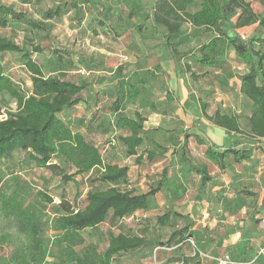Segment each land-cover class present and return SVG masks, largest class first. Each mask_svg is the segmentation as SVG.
Listing matches in <instances>:
<instances>
[{"label":"rangeland","instance_id":"374dc122","mask_svg":"<svg viewBox=\"0 0 264 264\" xmlns=\"http://www.w3.org/2000/svg\"><path fill=\"white\" fill-rule=\"evenodd\" d=\"M92 1L104 5L113 29L104 21L97 6L85 0H33L27 4L19 0H0V4L23 15L18 20L9 17L7 25L0 27V35L30 50L45 75H56L86 85L82 101L59 116L73 130L81 132L97 145L105 162L128 166L127 179L117 186L134 193L146 192L166 169V185L151 197L147 212L139 210L117 223L107 220L81 231L85 244L103 250L107 231L143 235L148 244L132 255H126L129 257L121 260L123 264H174L176 254L181 250L177 242L184 236H191L200 248L212 252L230 250L227 245L239 252L253 248V239L261 231L256 242L264 244V225L260 223L264 211V147L254 149L255 162L235 163L229 156L225 169L220 170L215 162L204 156L205 145L197 144L190 137L187 156L197 164L206 162L212 176L201 199L196 200L199 177L187 171L180 155V145L173 150L169 141L172 134L181 139L182 131L188 128L190 132L199 130L204 137L208 135V138L224 145L238 138L235 134L216 133L211 123L201 115V103L207 104L208 114L215 109L234 114L240 126L248 129V117L255 108L239 92L237 78L239 73L247 70V66L232 53L222 58L220 66L209 69L208 73L194 66L192 72L195 76L191 75L183 65L184 60L179 61L175 71L165 51L161 60L150 51L153 44L165 41V29L155 24L152 18L156 0ZM248 1L264 16V5L260 0ZM59 4L62 5L59 16L44 17L45 10ZM195 7L196 4L192 9ZM101 20L103 24H100ZM128 22L139 25L140 32L126 29ZM207 37L208 33L202 27L184 24L181 34L172 42L182 52L195 48ZM34 46L41 51H33ZM157 63L161 68H154ZM0 65L25 95L31 82L20 54H0ZM117 66L122 70L113 73ZM151 72L155 77H151ZM101 78H104L103 82H99ZM139 79L144 81L140 95L134 99L123 98L119 110L113 111L111 102L116 96V83L138 85ZM165 90L172 95L170 101ZM180 99L186 102L181 103ZM14 113V99L0 92V119ZM135 113L145 119L139 131L144 140L136 146L137 152L144 154L140 163L135 162V156L129 155L118 139L128 131L115 127L119 115L134 117ZM197 114L201 116L198 117L199 123L195 122ZM159 144L169 149L163 151ZM149 150L158 154L153 161L145 158ZM52 162L55 167H37L28 158V151L23 150H13L0 159V193L14 195L22 203L33 219L41 224L43 240L37 260L30 261L23 234L12 219L0 212V264H57L56 254L62 245L58 242L54 218L60 202L69 203L75 210L82 209L86 205L87 191L108 186L94 180L96 169L65 182L61 179L62 172L69 174L73 167L61 157H54ZM254 163L263 170L255 185L247 183L252 179L251 175H242L249 173ZM174 187L176 197L172 193ZM39 192L49 196L51 201L43 200ZM166 211L171 213L169 223L161 226L156 222V216ZM76 249L80 252L82 245ZM256 264L260 263L257 261Z\"/></svg>","mask_w":264,"mask_h":264},{"label":"trees","instance_id":"16d2710c","mask_svg":"<svg viewBox=\"0 0 264 264\" xmlns=\"http://www.w3.org/2000/svg\"><path fill=\"white\" fill-rule=\"evenodd\" d=\"M27 4L33 0H19ZM97 6L104 21L113 29V23L104 5L92 0H85ZM264 5V0H260ZM199 8L195 11L192 7ZM62 5L48 8L43 15L55 18L60 15ZM0 27H5L8 18L20 19L23 15L0 4ZM153 22L165 29V41L153 46L162 47L173 63V70L177 71L180 60L187 72L194 75L191 65L198 64L206 67L220 66L221 59L231 51L235 58L247 66V70L239 73V92L248 99L255 108L248 117V129H243L234 114H227L215 109L211 114L206 111L207 104H200L201 115L212 125L224 130L226 136L235 134V138L227 145H219L205 140L198 132H190V128L182 131V138L172 134L170 145L174 150L180 145V155L188 172L199 177L196 190V200L201 195L206 184L212 179L206 163H194L186 154L188 140L193 137L195 142L205 145L204 156L217 164L220 170L226 167L225 161L231 156L235 163L248 160L257 147H264V16L253 10L248 0H156L152 14ZM104 21L101 20L100 24ZM257 23L256 33L245 36L237 31L238 28ZM190 24L203 27L211 32L209 39L195 48L179 51L172 40L182 32V26ZM126 29L140 32V26L132 22L126 24ZM148 48V47H147ZM146 48V49H147ZM33 51H41L38 46ZM6 52L19 53L30 75V90L23 95L13 84L12 79L4 73L0 65V92L7 93L14 99L15 113L0 119V159L9 155L13 150L28 151V158L37 167H55L54 157H61L73 167L69 174L62 172L61 179L65 182L73 181L77 175H84L96 169L94 180L107 184L103 189L86 192V205L82 209H74L62 201L54 218V227L58 232V242L62 245L56 254L57 264H110L120 255L142 249L148 240L141 234L108 231L107 244L99 251L90 244H85L81 231L96 227L108 220L117 223L123 218L133 215L137 210H147L150 198L166 185V169L153 187L146 192L134 193L117 186L127 179L128 166L107 163L104 161L100 148L88 140L81 132L73 130L59 114L75 107L82 101L86 85L62 79L56 75H45L42 67L32 58L31 51L22 48L13 40L0 35V54ZM154 68H161L155 64ZM121 66H117L113 73H119ZM151 77L155 73L151 72ZM101 78L99 82H103ZM142 79L138 85L130 82L116 83V96L111 102L113 111H118L123 98L134 99L141 93ZM168 101L172 95L165 90ZM144 117L135 113L134 117L119 115L115 127L127 130L118 139L126 147L129 155L135 156V162L140 163L144 154L138 153L136 146L144 140L139 131L144 126ZM196 123L200 118L195 119ZM163 151L168 146L158 145ZM172 150V151H173ZM157 152L148 151L145 158L153 161ZM176 197V187L172 190ZM39 196L50 202L51 198L42 192ZM0 212L12 219L17 230L23 234L26 241V255L30 261H36L43 245L41 224L37 223L29 211L14 196L0 193ZM170 212L166 211L156 216V222L161 226L169 223ZM180 237L177 247L185 245L186 238ZM82 245V250L76 247ZM192 257H177L174 264H192ZM195 258V257H194Z\"/></svg>","mask_w":264,"mask_h":264},{"label":"crops","instance_id":"0c3cea01","mask_svg":"<svg viewBox=\"0 0 264 264\" xmlns=\"http://www.w3.org/2000/svg\"><path fill=\"white\" fill-rule=\"evenodd\" d=\"M252 7V6H251ZM199 8V6L197 5L194 9H192L193 11H195V10H197ZM253 8V7H252ZM253 10L254 11H256V12H258V13H261L256 7H254L253 8ZM203 28V27H202ZM204 29V28H203ZM258 30V25H257V23H254V24H251V25H247V26H243V27H240V28H238L237 29V31L239 32V33H241V34H243V35H245V36H250V35H252V34H254V33H256V31ZM206 33H208V37H207V39L205 40V41H207L208 39H209V37L212 35V33L211 32H207L206 31ZM204 41V42H205ZM154 45H157V44H153L152 45V47L154 46ZM150 51H152L153 53H154V56H156L159 60H161L160 58L163 56V51H164V49L162 48V47H155V48H153V49H150ZM229 55H232V52L230 51L229 53H228ZM171 64H172V67H174L173 66V63H172V61H171ZM244 65V64H243ZM194 66L195 67H200V68H203L204 70V72H206V73H208L210 70L209 69H214V67H206V66H201V65H198V64H192V66H191V69H193L194 68ZM245 72V71H244ZM243 73V72H242ZM238 89H239V84H238ZM180 101H181V99H180ZM182 102H186V100H182L181 101V103ZM188 102V101H187ZM195 117H201V116H199L198 114L197 115H195ZM212 125V124H211ZM213 126V128H214V131L216 132V133H221V134H223L224 133V130L223 129H221V128H219V127H216V126H214V125H212ZM198 133H200L201 134V132H199V130H198ZM202 135V137L207 141V140H209V138H210V140H212L213 142H215V143H218L219 145H223L222 144V142H217L216 140H213L211 137H209L208 138V135H207V133H206V135H207V138L206 137H204V135L203 134H201ZM254 158H255V154L253 153V155L251 156V158L250 159H248V160H245V161H242V162H248V164H251V163H253V162H255L254 161ZM241 162V163H242ZM206 163V162H205ZM261 170H262V167H259L258 166V163H254V165H252V167L250 168V172L248 173V172H244V173H242V175L243 176H246V175H251L252 176V179L251 180H249L250 182H247V183H253V185H255L256 183H258V181H259V178H260V176H261V174H262V172H261ZM263 171V170H262ZM261 185V184H260ZM151 199H153V198H150V200ZM150 200H149V202H150ZM137 211H139V210H137ZM137 211H135L134 212V214L135 213H137ZM141 211H143L144 213L145 212H147V210H141ZM133 214V215H134ZM133 215H130V217H132ZM260 218H261V224H263L264 225V211L262 212V215L260 216ZM107 221V220H106ZM105 222V221H104ZM104 222H102V223H104ZM101 223V224H102ZM111 229H112V227H110ZM108 232V231H107ZM106 232V233H107ZM118 232H124V231H118ZM125 233V232H124ZM262 234V231L261 232H259V234L257 235V236H255V239H253V241L254 242H252V247L253 248H246V249H244V250H242V251H236V249H232V248H230L227 244V248H229L230 250H221V251H219V252H212V251H209V250H207V249H205V248H201V249H203V250H205V251H207V252H210V253H213V254H222V253H229L232 257H234V258H236V259H247V258H250L251 256H253V255H255L256 253H257V251L259 250V248L263 245V244H257L258 242H256V241H258V237L260 236ZM259 241H261V240H259ZM229 243V242H228ZM106 244H107V241H106ZM106 244H105V246H106ZM183 247V249L181 248V250H179L178 251V253L176 254L177 255V257H181L182 255L183 256H185V257H192V255H191V248L188 246V245H183L182 246ZM200 247V246H199ZM134 252V251H133ZM133 252H128V253H125V254H123V255H120V256H117V257H115L113 260H112V262L110 263V264H113L114 262H116L115 264H123L122 263V259H124V258H126V257H129V256H126V255H132V253ZM239 257V258H238ZM264 258V255H260L259 256V258H258V262L260 263V264H262V262H263V259ZM176 259V258H175ZM174 259V260H175ZM190 263H192V264H214L213 262H210V261H208V260H203V259H199V258H197V257H193V259H192V261L190 262ZM140 264H142V263H140Z\"/></svg>","mask_w":264,"mask_h":264},{"label":"built area","instance_id":"2783aa9c","mask_svg":"<svg viewBox=\"0 0 264 264\" xmlns=\"http://www.w3.org/2000/svg\"><path fill=\"white\" fill-rule=\"evenodd\" d=\"M185 244L191 248L192 256L199 259L208 260L210 262H213L214 264H256L259 256L264 255V244L259 248L255 255L247 259H236L229 253L213 254L207 252L201 249L192 237L186 238Z\"/></svg>","mask_w":264,"mask_h":264}]
</instances>
